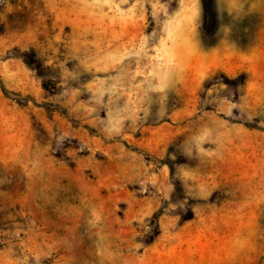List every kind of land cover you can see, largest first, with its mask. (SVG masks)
Wrapping results in <instances>:
<instances>
[{
	"label": "rangeland",
	"instance_id": "374dc122",
	"mask_svg": "<svg viewBox=\"0 0 264 264\" xmlns=\"http://www.w3.org/2000/svg\"><path fill=\"white\" fill-rule=\"evenodd\" d=\"M0 264H264V0H0Z\"/></svg>",
	"mask_w": 264,
	"mask_h": 264
}]
</instances>
